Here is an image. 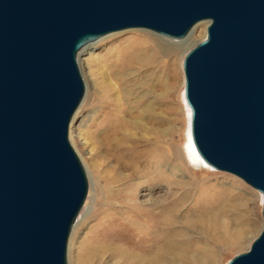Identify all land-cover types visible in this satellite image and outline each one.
Wrapping results in <instances>:
<instances>
[{
    "label": "water",
    "instance_id": "95a60500",
    "mask_svg": "<svg viewBox=\"0 0 264 264\" xmlns=\"http://www.w3.org/2000/svg\"><path fill=\"white\" fill-rule=\"evenodd\" d=\"M182 62L198 156L264 199V0H0V264H67L88 192L68 140L85 91L77 54L128 29L184 39ZM263 228L226 264H264Z\"/></svg>",
    "mask_w": 264,
    "mask_h": 264
},
{
    "label": "bare ground",
    "instance_id": "6f19581e",
    "mask_svg": "<svg viewBox=\"0 0 264 264\" xmlns=\"http://www.w3.org/2000/svg\"><path fill=\"white\" fill-rule=\"evenodd\" d=\"M208 24L206 21L205 26ZM167 44L169 48H179L177 44ZM162 48L146 37L135 39L109 63L114 85L107 92L108 112L98 135L110 174L99 215L108 220L121 219L122 226L136 231L137 239L133 243L126 239L89 243L87 251L92 264H170L172 260L171 264H213L218 250L245 241L249 231L250 217L241 219L238 212L241 205L234 202L231 194L194 219L186 215L189 218L183 225L178 221L180 208L198 187L194 179L166 185L162 134L151 127L156 123L154 114L166 91L164 76L160 75L165 68L158 61L164 52ZM186 109L189 111L187 106ZM76 111L69 124L70 131L79 116ZM187 121L188 149L195 156V167L198 171H215L198 156L192 144L189 112ZM178 183L183 185L179 195ZM165 186L168 188L163 191ZM139 188L148 189V200L138 201ZM245 213L251 215L253 211Z\"/></svg>",
    "mask_w": 264,
    "mask_h": 264
},
{
    "label": "rangeland",
    "instance_id": "374dc122",
    "mask_svg": "<svg viewBox=\"0 0 264 264\" xmlns=\"http://www.w3.org/2000/svg\"><path fill=\"white\" fill-rule=\"evenodd\" d=\"M205 22L196 24L182 40L162 37L144 29L115 32L98 39L89 47L87 46L84 51L82 50L83 52L80 51L77 54V63L84 82L85 94L77 109L79 116L73 124L72 131L69 127L68 140L84 168L88 192L68 238L67 264H92L87 251L89 243L99 240L111 243L123 241V239L133 243L137 239L136 231L129 226H122L121 219L109 218L110 220H108L107 217L99 215L103 210L101 202L105 194L106 178L110 174V164L105 161L101 150L98 130L108 112L106 108L107 92L114 85L109 63L132 40L143 39V37L148 38L151 43H158L164 51L158 56V61L162 63V69L165 68V75L162 71H160V75L164 76L166 91L157 107L156 114H154L156 123H153L151 127H154L153 130L159 129L162 134L166 185L176 180H180L183 184L194 179L198 187L193 191L185 206L180 208L178 218L180 225H183L189 218H186V215H190L194 219L197 215L214 207L220 199L231 194L234 202L241 205L238 211L241 219L250 217L249 231L245 241L236 246H225L218 250L213 264H226L234 256L246 252L260 234L263 228L261 209L264 199L262 194L233 175L215 169V171L204 169L198 171V167H195L194 164L195 156L192 150L188 149L186 130L189 111L184 102L182 62L186 53L206 37ZM167 43L177 44L179 48H169ZM187 154L190 160L187 159ZM182 184L178 183L177 185L178 195L183 192ZM167 188L165 186L163 191H166ZM147 194L148 189L139 188L137 191L138 201L148 200ZM249 209H252L253 214L245 213ZM193 236L197 235L193 234ZM173 262L172 260L170 264Z\"/></svg>",
    "mask_w": 264,
    "mask_h": 264
},
{
    "label": "clouds",
    "instance_id": "9594fccd",
    "mask_svg": "<svg viewBox=\"0 0 264 264\" xmlns=\"http://www.w3.org/2000/svg\"><path fill=\"white\" fill-rule=\"evenodd\" d=\"M187 159H188V160H190V158H189L188 154H187Z\"/></svg>",
    "mask_w": 264,
    "mask_h": 264
}]
</instances>
